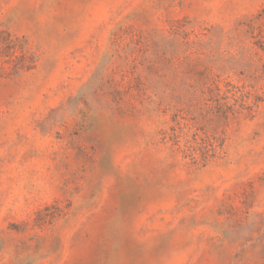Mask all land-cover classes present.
<instances>
[{"label": "rangeland", "instance_id": "obj_1", "mask_svg": "<svg viewBox=\"0 0 264 264\" xmlns=\"http://www.w3.org/2000/svg\"><path fill=\"white\" fill-rule=\"evenodd\" d=\"M0 264H264V0H0Z\"/></svg>", "mask_w": 264, "mask_h": 264}]
</instances>
